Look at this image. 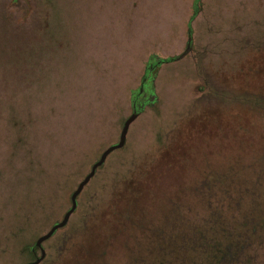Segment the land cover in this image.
Here are the masks:
<instances>
[{
    "label": "rangeland",
    "instance_id": "374dc122",
    "mask_svg": "<svg viewBox=\"0 0 264 264\" xmlns=\"http://www.w3.org/2000/svg\"><path fill=\"white\" fill-rule=\"evenodd\" d=\"M153 55L40 264H264V0H0V264L35 259Z\"/></svg>",
    "mask_w": 264,
    "mask_h": 264
},
{
    "label": "water",
    "instance_id": "95a60500",
    "mask_svg": "<svg viewBox=\"0 0 264 264\" xmlns=\"http://www.w3.org/2000/svg\"><path fill=\"white\" fill-rule=\"evenodd\" d=\"M189 32H190V36H189V44L191 42V26L189 25ZM189 48V46L187 47V49ZM160 61H163L162 59H159L158 61H153L150 62L145 70V73L143 75L140 87H139V92L138 94L140 95L145 87L146 84V80H147V76L150 72L151 68H154L156 66V64L160 63ZM134 108H133V112L125 119L122 129H121V133H120V138L117 142H114L112 144H110L107 148H105L103 150V152L101 153L100 157L93 163L91 170L85 175V177L79 182L78 186L73 190L72 194H71V200H72V204L71 206L67 209V211L65 212V215L63 216V218L60 221H57L56 223H54L52 225V227L43 235L39 236L37 238V240L35 241L32 250H35L36 248L40 249V255H36L35 259L32 261L27 262L26 264H40L47 256V251L43 246L44 241H46L47 239H49L50 237H52L57 230H59L60 228L66 226L70 220L71 215L73 214L74 210L77 208L78 206V195L80 194V192L83 190L84 186L89 182V180L92 178V176L96 173L97 169L99 168L100 165H102L108 155L115 149L120 148L122 146L125 145L126 141H127V134L130 128L131 123L137 118V116L140 114L141 109L143 108V104L141 108L137 107V98L134 99Z\"/></svg>",
    "mask_w": 264,
    "mask_h": 264
},
{
    "label": "trees",
    "instance_id": "16d2710c",
    "mask_svg": "<svg viewBox=\"0 0 264 264\" xmlns=\"http://www.w3.org/2000/svg\"><path fill=\"white\" fill-rule=\"evenodd\" d=\"M196 3H198L199 0H195ZM191 21V20H190ZM179 56H175V58H177ZM154 55L151 56V59H150V62H152L154 59ZM174 57H171L169 59H173ZM165 59V58H164ZM162 59V60H164ZM159 59H156L155 61H158ZM149 62V63H150ZM155 73H154V68H151L150 69V72L147 76V80H146V84H145V87H144V90L143 92L139 95L138 92L139 90H136L134 91L133 93V96H132V101H134V99L137 98V104L138 105H141V103H143L145 101V98H144V92L146 91H153L154 89V78H155ZM224 240V239H223ZM222 240H218V242L215 244V247L214 249H212V254L214 253V255L212 256V258H217L218 257V262L221 263L227 259H230L231 257H233L237 252H239L240 250H242V248H244L246 245L249 244L250 242V238H246V240H242L241 242L239 243H232L230 242L232 245H233V248H224V249H221L220 247V243H221ZM33 252V250H32Z\"/></svg>",
    "mask_w": 264,
    "mask_h": 264
},
{
    "label": "flooded vegetation",
    "instance_id": "af4514ba",
    "mask_svg": "<svg viewBox=\"0 0 264 264\" xmlns=\"http://www.w3.org/2000/svg\"><path fill=\"white\" fill-rule=\"evenodd\" d=\"M190 25V24H189ZM146 101H144L143 103H145ZM143 103H141V105H138V104H136L137 105V107L138 108H141L142 107V104ZM132 107L134 108V102L132 101ZM37 248L35 249V250H33V253H34V256L36 257V255H37Z\"/></svg>",
    "mask_w": 264,
    "mask_h": 264
}]
</instances>
